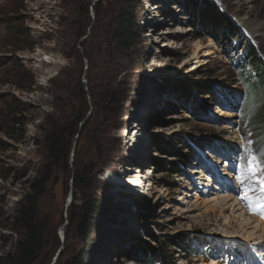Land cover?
<instances>
[{"label": "rangeland", "instance_id": "obj_1", "mask_svg": "<svg viewBox=\"0 0 264 264\" xmlns=\"http://www.w3.org/2000/svg\"><path fill=\"white\" fill-rule=\"evenodd\" d=\"M120 11L136 21L129 50L112 34ZM169 28L180 32L159 33ZM249 44L264 58V0L0 1V264L27 237L24 212L39 234L25 264H264L261 246L222 238L224 216L205 211L199 184L237 186L264 220V185L249 171L264 160ZM135 135L146 162L133 160ZM139 166L151 189L125 202L110 176L125 184Z\"/></svg>", "mask_w": 264, "mask_h": 264}, {"label": "bare ground", "instance_id": "obj_2", "mask_svg": "<svg viewBox=\"0 0 264 264\" xmlns=\"http://www.w3.org/2000/svg\"><path fill=\"white\" fill-rule=\"evenodd\" d=\"M246 24L247 23L242 22V25L245 26ZM152 25L155 27L158 25V22L153 20ZM176 32H180V29L174 31H172L170 28L167 30H159V33H161V35L175 34ZM158 39L159 38H157L156 41ZM163 45L167 47L169 46L166 43H164ZM194 56L196 58L197 56L196 51L194 52ZM196 66H198V62L197 65L193 66L192 68H195ZM139 125H140L139 130L143 131L144 133L147 127L146 122L140 123ZM233 134H235L236 136H238L237 138H239L238 132L234 131ZM135 136L137 137V135ZM135 141L136 143L141 142L143 145L140 143L142 146H140L139 144V146H137L138 149L136 148V150H134L133 160L139 163L146 162L148 158H146L145 155V150H146V146L144 143L145 139H143L141 136H138ZM203 165L205 166L204 169H206L208 172L212 173L215 170L213 166H209L208 164L205 163ZM143 169L138 168L137 171H134L130 175H128L125 184L119 183L120 181L119 173L117 175L110 176L111 178L110 181L114 184V186L115 183L117 185V190H116V192L118 191L117 194L120 197H123L125 199V202L128 203L134 202L137 199V197H140L138 193L143 192L145 194L149 192V189H151L150 187L152 182L151 183L149 182L150 183L149 188H145L142 184L143 181L142 175H145L146 172L147 175L151 174V170L149 168H143ZM193 171H196V173L201 172V176H198L199 179L204 178L202 177L204 176L202 170L201 171L193 170ZM222 174L226 175V178H230V179L233 178L232 172L225 171ZM210 177L211 176L208 175L207 178H204L205 182L202 183L199 182V184H202V186L204 187L203 193L206 194L205 202L207 207L205 211L208 213L210 211L213 212L216 209L219 211L221 210L222 214L220 213L219 215L220 217L224 216L223 226L226 229L224 230L223 234H221L222 238L228 241L238 240L241 242L243 241L248 243L250 242L251 244L256 246H261L260 248L262 249L260 250L259 254L264 257V220L259 216H257L255 213L250 212V210L246 207V205L243 204L241 200V196L235 197V194L233 195V193H235V191L237 190V186H232L231 184H228L225 180L221 181L220 183H216L215 185L214 184L211 185L210 182H213V180ZM220 178L223 179L222 177ZM145 184H147V182H145ZM186 196H192V194L190 193ZM195 197H196L195 201H198L199 199L198 196L195 195ZM183 203L188 204L184 208V210L188 212V214L192 213L193 210L197 209V207L191 208V205L194 206V203H192V200H189L188 198L184 199ZM224 210L230 211V215L229 216L226 215ZM218 262H219L218 260H213L211 264H219Z\"/></svg>", "mask_w": 264, "mask_h": 264}, {"label": "trees", "instance_id": "obj_3", "mask_svg": "<svg viewBox=\"0 0 264 264\" xmlns=\"http://www.w3.org/2000/svg\"><path fill=\"white\" fill-rule=\"evenodd\" d=\"M211 8L213 9L211 14L212 20H214V22L216 21V23L221 22L224 16L215 9L214 5H212ZM225 24L227 28L233 30L234 27L230 21H227ZM112 34L114 41L121 48L126 50L131 49L137 37L136 21L133 18V13L130 14L126 13L125 11H120L114 18ZM247 57H245V64H251L252 66L258 67L259 69V77L255 81V84L250 82L249 86L251 89L258 92L260 101H264V58L260 55L258 49L253 44L248 45ZM248 112H251V110L248 109ZM52 136H55V132L52 133ZM59 151L61 150L58 149V152ZM181 157L186 160L189 158L188 154H182ZM171 171L172 174H178L179 168L176 165H173ZM94 205L91 202L89 203L88 207H86L87 216L89 212H92V209L96 210ZM24 216L29 223L28 233L26 235L27 237L18 242V246L14 254H8L6 257H4L2 264H25L33 255V251L38 246L39 234L37 229L32 225L31 214L29 212H24ZM160 257H164V255L160 254ZM84 260L85 259L83 255L75 256L67 264H85ZM161 263V260H158L153 264Z\"/></svg>", "mask_w": 264, "mask_h": 264}, {"label": "snow or ice", "instance_id": "obj_4", "mask_svg": "<svg viewBox=\"0 0 264 264\" xmlns=\"http://www.w3.org/2000/svg\"><path fill=\"white\" fill-rule=\"evenodd\" d=\"M249 171L251 173V176L253 178H256L259 176V181L261 185H264V160L257 161L254 157L249 160ZM261 192H264V187H261ZM245 199H248L247 194L244 197ZM260 208L264 209V203L260 204Z\"/></svg>", "mask_w": 264, "mask_h": 264}]
</instances>
